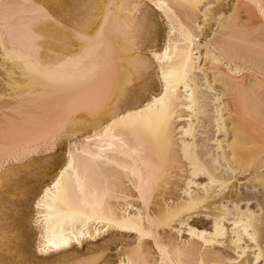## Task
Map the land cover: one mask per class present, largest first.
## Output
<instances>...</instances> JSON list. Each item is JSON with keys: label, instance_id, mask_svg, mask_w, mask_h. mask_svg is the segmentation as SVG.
I'll list each match as a JSON object with an SVG mask.
<instances>
[{"label": "bare ground", "instance_id": "bare-ground-1", "mask_svg": "<svg viewBox=\"0 0 264 264\" xmlns=\"http://www.w3.org/2000/svg\"><path fill=\"white\" fill-rule=\"evenodd\" d=\"M0 57V264H264V0H0Z\"/></svg>", "mask_w": 264, "mask_h": 264}, {"label": "rangeland", "instance_id": "rangeland-1", "mask_svg": "<svg viewBox=\"0 0 264 264\" xmlns=\"http://www.w3.org/2000/svg\"><path fill=\"white\" fill-rule=\"evenodd\" d=\"M161 41L162 40H159V42L161 43ZM0 61H1V57H0ZM5 81H6V78H5V73H4V71H3V69H2V67L0 66V93H2L4 90H5V87H6V85H5ZM73 139L75 138V137H72ZM63 142H61V144L60 145H58V147L55 149V150H53L52 152H50V153H47V154H41L40 155V157H45V158H51V157H56L57 155H62L63 154V152H64V149H65V147H66V144H67V141H66V137H63ZM58 150V151H57ZM59 152V153H58ZM53 154V155H52ZM55 154H57V155H55ZM48 155H50V156H48ZM246 180V179H245ZM243 181V180H242ZM241 187H243V186H241ZM259 188V189H258ZM257 188V195H261L260 196V198H264V187H258ZM240 189H242V188H240ZM242 190H245V189H242ZM25 199H27V197H23V199H22V201H21V207H18L19 209H20V211H21V213H20V215L22 216V218H23V221H24V224H25V226H23L24 228L26 227V229L25 230H27V233H28V237H29V235H30V252L31 253H29L30 254V258H31V255H32V257L33 258H31V259H34V260H37L38 261V259L40 260L41 258L43 259V258H45V260H46V258L48 257V256H51V255H42V254H40V253H36V251H37V249H35L36 247V245H37V240H36V238H34L33 237V235H34V231H35V226H33V215L35 214V209H34V207H32V204H31V202H30V200H25ZM264 200V199H263ZM23 205V206H22ZM27 205V206H26ZM252 207L254 208V209H258V207L256 208V206H255V204L253 203V205H252ZM26 210V211H25ZM24 214V215H23ZM20 216V217H21ZM32 219V220H31ZM26 222V223H25ZM28 224V225H27ZM29 230H30V233L32 234H30L29 233ZM109 235H111V237H109L108 235H105V237H98V238H95V239H84L82 242V244H80L81 246L79 247V245L77 246L76 245V247L75 246H73L74 247V249L72 250V251H77V252H88V249H93V248H95L98 244H101V243H103V241L105 240V239H108V238H114L115 236H116V239H118V240H120V242H121V240L123 239H132L133 237H132V235L131 236H129V237H126V236H124L123 235V237H125V238H123L122 237V235H120V234H118V233H110ZM35 236V235H34ZM108 237V238H107ZM132 237V238H131ZM104 238V239H103ZM122 238V239H121ZM115 239V240H116ZM134 239V238H133ZM90 240V241H89ZM112 240V239H111ZM118 240H116L117 242L116 243H118ZM122 240V241H123ZM124 240V241H125ZM36 243V244H35ZM113 243H115V242H113ZM35 244V245H34ZM120 244L121 243H118V245L117 244H112V245H110L109 246V248H108V251L107 252H105V254H104V256H106L107 257V259H109L110 258V260L112 259V260H116V257H117V251H116V249H117V246L119 247L120 246ZM115 245H117L116 247H115ZM95 246V247H94ZM114 247H115V249H114ZM72 249V248H71ZM71 249H69L68 250V252H72L71 251ZM67 252V253H68ZM38 254H40V255H38ZM56 255V254H55ZM108 255V256H107ZM58 256V255H57ZM52 257H53V255H52ZM48 258H50V257H48ZM41 259V260H42ZM44 260V259H43Z\"/></svg>", "mask_w": 264, "mask_h": 264}]
</instances>
